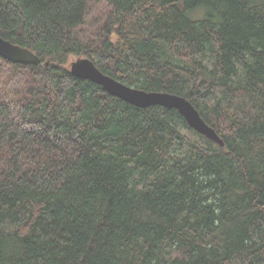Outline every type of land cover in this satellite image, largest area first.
I'll return each mask as SVG.
<instances>
[{
	"label": "trees",
	"instance_id": "1",
	"mask_svg": "<svg viewBox=\"0 0 264 264\" xmlns=\"http://www.w3.org/2000/svg\"><path fill=\"white\" fill-rule=\"evenodd\" d=\"M0 36L41 59L0 57V264H264V0H0Z\"/></svg>",
	"mask_w": 264,
	"mask_h": 264
},
{
	"label": "water",
	"instance_id": "2",
	"mask_svg": "<svg viewBox=\"0 0 264 264\" xmlns=\"http://www.w3.org/2000/svg\"><path fill=\"white\" fill-rule=\"evenodd\" d=\"M0 57L16 64L39 65L41 59L33 51L5 40L0 36ZM50 61L45 62L48 67ZM58 67L57 65H54ZM71 74L78 79L92 82L110 95L140 108L163 107L177 110L190 128L206 139L224 146L220 135L200 115L196 107L185 97L167 92L145 91L128 86L104 74L89 58H77L69 64Z\"/></svg>",
	"mask_w": 264,
	"mask_h": 264
},
{
	"label": "rangeland",
	"instance_id": "3",
	"mask_svg": "<svg viewBox=\"0 0 264 264\" xmlns=\"http://www.w3.org/2000/svg\"><path fill=\"white\" fill-rule=\"evenodd\" d=\"M76 59H77V58H72V59L70 60L69 64H70L72 61H75ZM69 64H68V65H69ZM185 133L189 134V135L191 136L192 139H194V140H198V137H197V136L192 135V134H190V133H188V132H186V131H185ZM184 153H185V150H184V151L177 150L176 153H175V155L180 156V155H183ZM176 256L179 257V258H184L186 255H185V252H184V251H178V252L176 253Z\"/></svg>",
	"mask_w": 264,
	"mask_h": 264
}]
</instances>
